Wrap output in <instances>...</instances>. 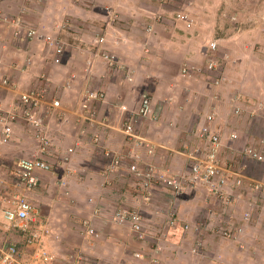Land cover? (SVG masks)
<instances>
[{
    "label": "crops",
    "instance_id": "crops-1",
    "mask_svg": "<svg viewBox=\"0 0 264 264\" xmlns=\"http://www.w3.org/2000/svg\"><path fill=\"white\" fill-rule=\"evenodd\" d=\"M0 13L24 21L19 27L0 19V76H9L18 90H30L40 80L48 83L51 99L62 103V109L47 104L38 112L51 141L48 152L41 151L24 119L14 124L12 140L0 143V149L12 154V160L20 155L53 165L52 173H40V183L45 184L54 174L63 193L56 207L62 209L68 201L64 194L69 202L75 201L67 221L72 220V213L84 217L88 209L94 210L84 218L91 222L94 233L82 227V244L61 231L47 236L46 240L54 239L59 249L63 247L58 264H75L80 255L82 263L87 251L91 254L88 264H94L99 256H109L112 264H264L263 193L247 183L238 188L231 180L228 203L202 184L188 186L174 202L168 188L145 191L141 187V176L149 167L189 175L194 163L188 153L195 149L203 155L206 152V142L199 138L203 125H210L221 135V162L238 172L242 161L237 152L240 141L244 139L243 143L250 146L264 140V121L259 130H263V136L255 141L249 135L258 125L250 123L248 114L241 119L223 114L228 104L241 110L243 96L254 92L245 81L264 80V1L0 0ZM179 14L189 16L192 26L179 19ZM62 25L67 29H61ZM30 26L57 38L62 55L45 39L15 38L16 29L25 31ZM212 41L219 42L216 51L208 49ZM104 53L116 55L119 65H110ZM209 58L216 61V72L208 70ZM217 78L220 84L215 83ZM253 83L255 87L260 84ZM91 90L106 96L102 101L90 102L85 110L83 103ZM144 94L149 95L157 118L141 121L138 133L152 145V152L146 144L131 141L122 130L140 110ZM15 98L14 91L0 90L2 102ZM210 115L214 120L208 123ZM94 137H101L102 147ZM77 143L71 154L70 148ZM105 151L124 161L114 172ZM237 154L241 157L238 160ZM134 163L139 165V175L130 172L129 166ZM248 167L252 176L259 172L264 179V165ZM10 188L3 184L0 191ZM12 195L10 192L0 197V206L12 200ZM216 200L225 206L234 201L236 211L218 207ZM242 204L251 214L248 222L239 213ZM119 207L141 212L145 240L131 226L115 221L114 212ZM171 209L175 211V226L168 215ZM52 220L53 214L48 215L43 224ZM219 227L233 230L237 239L229 241L218 235L215 229ZM91 237L95 240L89 244ZM195 237L203 239L205 245L200 254L194 252L199 239L191 248L184 247ZM77 245L81 251H75ZM136 253H143L144 258L137 259Z\"/></svg>",
    "mask_w": 264,
    "mask_h": 264
},
{
    "label": "built area",
    "instance_id": "built-area-1",
    "mask_svg": "<svg viewBox=\"0 0 264 264\" xmlns=\"http://www.w3.org/2000/svg\"><path fill=\"white\" fill-rule=\"evenodd\" d=\"M259 1V0H254ZM179 19L187 22L191 27L193 21L187 15H178ZM0 19L21 27L24 21L19 18L9 17L0 13ZM26 28V27H25ZM61 29H67L66 25H62ZM14 36L17 40H22L24 37L28 40L35 38L45 39L51 46L56 49L58 55H62L63 47L59 40L52 35H43L33 26L27 27L25 31L21 28L15 30ZM219 47L218 41H212L209 49L216 51ZM103 58L112 64L117 63L116 55L112 53H104ZM208 70L216 72L218 65L213 58H209L207 62ZM187 73V70H184ZM131 80V79H130ZM216 84H220V79L215 80ZM0 90H11L17 94V98L9 103H4L0 100V143L7 144L12 140L14 134V124L19 120H26L33 131L35 138L39 141L41 151L48 152L51 147V141L45 132V126L42 119L38 116L39 110L44 105H50L53 109H62V103L59 99L52 98L50 95V87L48 83L38 81L35 86L28 91H19L13 81L8 77L0 76ZM105 93L101 91H87V100L83 103V108L87 110L90 102L102 101L105 99ZM7 104V105H6ZM259 110L264 111V101L258 104ZM237 114L241 112L238 108L235 111ZM153 110L152 102L148 94H144L142 105L138 113L133 115L123 126V133L135 143L141 145L146 144L151 152L153 147L138 133V126L141 121L146 119H156L157 115ZM214 120V116L210 115L207 118L208 123ZM199 138L206 142V152L204 155L200 149H195L188 153L189 160L193 161L191 172L189 175H173L170 172H164L149 167L142 174L143 190L148 191L152 187H165L173 192L174 202L177 201L187 190L190 185L202 184L207 187L211 193L216 195L223 202L229 200V182L233 180L236 186H242L248 177H245L243 171H235L225 167L221 162V152L223 150V140L219 133L213 131L210 125H203L200 129ZM94 142L102 147L101 137H94ZM264 143V140L262 141ZM79 143L70 148L69 152L73 154ZM111 160L110 169L116 171L123 164V159L117 154L110 151L104 152ZM245 153L251 159L264 161V153L261 149L255 146H249L245 149ZM202 154V155H201ZM53 165L41 158H21L17 161L13 175L16 178L17 187H23L25 191H31L36 188L40 181V173H52ZM132 174L139 175L141 173L137 163L129 166ZM253 182V180H250ZM4 183L0 181L1 184ZM256 189L264 192V184L257 182ZM14 200L13 202H11ZM10 199L5 205L0 206V264H58V257L49 251L46 246V238L50 234L49 229H45L46 225L40 219L39 208L35 205L20 189L15 190ZM171 225H176L175 211L169 213ZM249 212L245 215V220H250ZM115 221L119 225H129L137 233L140 239L145 240L146 234L144 230V218L141 212L131 209H117L114 212ZM47 224V223H46ZM85 226L89 228L90 233H94L90 229L88 221H85ZM189 226H186V230ZM21 233L26 236L24 247L27 253L21 249L19 241L10 239L8 235L11 233ZM238 231V233H241ZM221 235L228 238H233L234 235L229 230L221 229ZM235 238V237H234ZM203 247L202 241H198L194 248V252L199 254ZM137 259H143V253H136ZM74 258V257H72ZM77 258L82 260L80 255ZM153 262H158L154 260Z\"/></svg>",
    "mask_w": 264,
    "mask_h": 264
},
{
    "label": "rangeland",
    "instance_id": "rangeland-1",
    "mask_svg": "<svg viewBox=\"0 0 264 264\" xmlns=\"http://www.w3.org/2000/svg\"><path fill=\"white\" fill-rule=\"evenodd\" d=\"M259 1L260 2H263L264 0H259ZM36 29L37 30H41L38 27ZM40 33L43 34L42 30L40 31ZM17 43L20 44V45H22L24 42L18 41ZM1 76H6V75H1ZM248 80L249 81H245V82H247V85H248V88L250 89V92L252 93V90L254 91L252 94H254L255 96L252 95V94H249V95L247 94L246 96H243L244 98H242V105H241V112L242 113L240 112L241 115L240 114L238 115L235 112L236 110H234L233 106L231 107L229 104L227 105V108L225 107L226 112L224 111L223 114L224 115H228L231 118L233 117V119H235V118L241 119L240 116H242L244 114H248V119H249L250 123L252 121H254L255 123L254 122H252V123L258 125L257 127H254L253 134H251L249 136L253 137L254 140L256 139L255 141H260L261 139H259V137L260 136H263V130H262V133H259L260 132L259 130H261V125H263V121H264V111L263 110H259L258 107H257V104L260 103V102H262V101H264V80H259V81L256 80V79L253 80V81H251L250 79H248ZM253 82L260 83V84H259L258 87H255V84ZM255 88H257V90ZM19 91H28V90L19 89ZM234 92L235 91H232L231 94H233ZM231 94H229V97L231 96ZM236 94H237V92H236ZM256 107H257V110H256ZM205 115H206V113L204 112V115L203 116H205ZM256 134L258 136H255ZM243 141H244V139H242V141H240V143H239V149L237 150V152L242 156V158L239 157L238 154L236 156V159L237 160L239 158H241V160H242L241 161V164L239 165V169L242 170L243 171V174L248 177V180H245V182H243V185L242 186H244L247 183L255 191L264 194V192L259 191L258 189H256L257 182H260L261 184H264V179H262V176H260L261 174L259 172H257L256 175L252 176V174H250V172H249V167H248V164H255V165L262 164V165H264V161H257V160H254V159H251L250 157H248L246 155V153H245V149L247 147H249V146H247V144L243 143ZM262 141H260V143H257L256 145H250V146H255V147L261 149L262 152H263L264 143H262ZM246 142H247V139H246ZM10 156H12V154L10 155L9 152H6V151L0 149V181L3 182L2 179H4V183H2L1 185H3V184L4 185H7L8 184L9 187H11L10 189H6V190L2 189L0 191V197H1V199L2 198H5L6 195H7V193L14 192L15 190L20 189L35 205H37V207L39 208L40 219L42 221L48 215H52L53 214V220L52 221L54 223L53 222L52 223L49 222L46 225V227H45V229H49L50 230V234L53 235V234H56L59 231H61L60 234H62V235H64V234H66V235H68V234L73 235L74 236L73 238L76 240L75 242H78V243L80 242L82 244L83 242L80 241V239L82 238L81 235H80L81 228L83 227L84 230H85V221H89V220L84 219V218L90 217V212H92V211L94 212V210L91 211L90 209H88L89 213H87L84 217L80 216V214L79 215L76 214V212H75V214L72 213L71 214L72 220L70 222L67 221L68 220V216H69L68 215V211L72 212L74 210V209H72V207H74V205H75L74 202L75 201L72 199L69 202V196L66 195V194H64V196H63L64 199H67L68 201H66L65 204H62V209L56 207V203H57V201L59 199L60 194H61V196L63 194L61 191H59V188H58L59 186H58L57 182L59 181V179L57 177H56V179H54V176L55 175L52 174L53 177L51 178L49 176L45 180V184H42L41 185L42 182L40 181L41 183H39V185L36 188H34V189L31 190V192L33 191L34 194L30 192V195H28L29 194L28 191H25L23 189V187H17V184H16L17 180H16V178L13 175V171H14V168L16 167V163H17V161L19 159H21V156L20 155L19 156L17 155V157L14 160H12L10 158ZM245 159H247V160H245ZM250 180H253V182L250 181ZM238 188H241V186H238ZM60 199L62 200L61 197H60ZM13 201L14 200H12L11 202H13ZM216 204H218V207H220L222 209L225 208V207L226 208L228 207L229 210L235 209V211H236L235 206L232 207V205L235 204L234 201H233V203L230 206H225V205H223V203H221L218 200H216ZM243 206H244L243 204L242 205H239V207H240L239 213L240 214H244L243 217H245L247 211H246V209ZM122 208H124V207H119V209H122ZM79 212H82V211H79ZM82 213L85 214L84 212H82ZM89 224H91L90 221H89ZM204 229H205V226H204ZM221 229H227V228H221V227H219V228H216L215 229V232L218 235H220V236L223 237V235H221V233H220V230ZM178 230L181 231L180 227L178 228ZM227 230H230V229H227ZM231 231L233 232V230H230V232ZM52 235H49V236H52ZM77 235H78V237H75ZM8 236L11 237L10 239H15L16 241H19L22 251L24 253H27V250L24 247V242L26 240V236L25 235H23L21 233H17V232L14 233L13 232V233H11ZM182 236H184V234H182ZM203 236H204V233H203ZM216 238H218V237H216ZM194 239L195 240L193 241V238H192V242H191L192 244H189L187 246L184 245V247L191 248L190 246H192L194 243H196L199 238L197 239V237H195ZM228 239L230 241L232 239L233 240L234 239L236 240L237 238H234L233 237V238H228ZM94 240L95 239L91 237V240L90 241L87 240V242L89 244H91V242H94ZM199 240H201V239H199ZM218 240H219V238H218ZM201 241H202V243L204 245L203 239ZM163 244H165L167 246V248L170 247V244H168L167 241H164L163 240ZM153 245H158V243H152V246ZM46 246H47V249L49 251H51L52 253H54L58 258L60 257L58 255H61L60 249H63V247L59 249L60 246H59V244L54 239L46 240ZM77 246L80 249L76 248ZM77 246L75 247L76 250L75 249L74 250L75 251H77V250L78 251H81L82 250L81 246H79V245H77ZM204 247H205V245H204ZM84 255H85L84 256V258H85L84 262L81 263V260H78L77 259V260H74L75 264H88V263H90L91 254H89V252L87 251V254H84ZM113 259H115V258H113ZM109 260H110V257L109 256H107V257L99 256V258H97L95 260V263L94 264H112ZM62 262L63 261H61L59 264H62ZM68 264H71V263H68Z\"/></svg>",
    "mask_w": 264,
    "mask_h": 264
},
{
    "label": "clouds",
    "instance_id": "clouds-1",
    "mask_svg": "<svg viewBox=\"0 0 264 264\" xmlns=\"http://www.w3.org/2000/svg\"><path fill=\"white\" fill-rule=\"evenodd\" d=\"M219 43V42H218ZM209 46H210V44L208 45V49H209ZM210 50V49H209ZM117 210V209H116ZM88 223H89V221H88Z\"/></svg>",
    "mask_w": 264,
    "mask_h": 264
},
{
    "label": "trees",
    "instance_id": "trees-1",
    "mask_svg": "<svg viewBox=\"0 0 264 264\" xmlns=\"http://www.w3.org/2000/svg\"><path fill=\"white\" fill-rule=\"evenodd\" d=\"M188 72V71H187Z\"/></svg>",
    "mask_w": 264,
    "mask_h": 264
}]
</instances>
